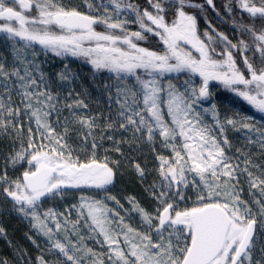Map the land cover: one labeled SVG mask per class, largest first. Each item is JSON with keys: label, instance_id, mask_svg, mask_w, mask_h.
I'll return each instance as SVG.
<instances>
[{"label": "snow or ice", "instance_id": "1", "mask_svg": "<svg viewBox=\"0 0 264 264\" xmlns=\"http://www.w3.org/2000/svg\"><path fill=\"white\" fill-rule=\"evenodd\" d=\"M0 264H264V0H0Z\"/></svg>", "mask_w": 264, "mask_h": 264}, {"label": "rangeland", "instance_id": "2", "mask_svg": "<svg viewBox=\"0 0 264 264\" xmlns=\"http://www.w3.org/2000/svg\"><path fill=\"white\" fill-rule=\"evenodd\" d=\"M3 241H0V249H2L3 248Z\"/></svg>", "mask_w": 264, "mask_h": 264}]
</instances>
